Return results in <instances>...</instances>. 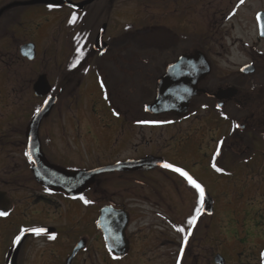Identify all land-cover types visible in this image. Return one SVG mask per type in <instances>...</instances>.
<instances>
[{"label": "flooded vegetation", "instance_id": "1", "mask_svg": "<svg viewBox=\"0 0 264 264\" xmlns=\"http://www.w3.org/2000/svg\"><path fill=\"white\" fill-rule=\"evenodd\" d=\"M258 15L264 16V0L242 5L239 0H0V71H11L7 66L14 63L13 56L6 57L14 47L19 53L14 57L28 61L20 52L23 44L34 43L37 57L43 43L73 45L71 52L60 46L48 57V63L55 60L54 68L59 67L64 85H76L75 93L62 100L65 86L57 90L50 82L58 100L39 129L48 162L70 171L113 169L97 174L81 195L43 186L27 157L26 132L46 98L32 109L27 105L30 119L21 128L0 132V212L8 213L0 216V264H177L183 237L192 227L188 220L197 207L202 211L204 199L201 206L197 190L179 173L162 167L160 159L187 171L213 200V212L201 214L180 264H217L216 256L224 255L207 242L215 217L226 241L236 237V264H264L254 239H238L231 215L219 211L231 203L224 184L233 185L234 193L249 187L264 193V19ZM102 29L108 49L100 55L93 44ZM152 35L161 46L152 53L158 58V76L155 94L147 101L148 74L154 71L146 67L145 43ZM197 52L204 54L210 69L187 111L147 113L145 107L156 98L169 66ZM92 84L90 111L107 147L94 142L84 155L81 119L73 112H90L83 92ZM60 100L69 111L59 108ZM234 123L242 127L234 130ZM147 127L158 129V139H144ZM14 136L23 138L20 144ZM131 136L138 139L127 152ZM219 141L224 142L221 154L214 157ZM82 156L89 160L83 162ZM147 157L158 158V165L123 168ZM214 160L224 173L212 168ZM31 228L47 232L21 233ZM17 235L22 240L14 244Z\"/></svg>", "mask_w": 264, "mask_h": 264}, {"label": "rangeland", "instance_id": "2", "mask_svg": "<svg viewBox=\"0 0 264 264\" xmlns=\"http://www.w3.org/2000/svg\"><path fill=\"white\" fill-rule=\"evenodd\" d=\"M196 27L194 26L193 29L202 33L203 31L202 28L199 26ZM187 32L188 31H186V34ZM153 36L154 35L150 36V39L147 38V42L145 43L146 44L145 51L148 53L146 67L152 69L156 76L158 73V58L153 57L152 53L158 51V49L156 48L157 46H161V44L158 43V41H156L155 38H152ZM61 44L56 45L53 43L52 44L43 43L41 45L40 48L41 50L37 59L32 62L21 59V56H19L20 59L17 60L14 57V53L16 55L17 54L19 55V53L17 52L18 48L16 49L14 47L13 49H10L8 53L12 52V54H9L8 57H6V59L8 61L10 60L9 58L13 56V58L11 57L12 59L11 61L12 63L13 62L14 63L12 65L9 64L7 66L8 68L11 67L10 68L11 71L9 72L0 71V132L5 129L8 132L10 128L13 129L15 126H20L24 121L26 122V120L30 119L29 117L31 110L30 111L27 110V105L32 109L33 107L39 105L40 102L42 101L41 99L35 97L32 89V84L34 83V81L37 80V77L40 74L47 73L50 82L55 86V88L57 90L61 88L63 89V86H65L64 80H62V77L59 74V67L54 68L55 60H51L48 63V57L52 56L53 54L50 51L53 52H55L56 50L58 51L59 50L58 47L60 48V46L66 48L67 53L69 51L71 52L73 45L68 44L66 47L65 44L62 45ZM18 46L20 47V44H18ZM47 49L49 50L47 56L45 57L44 52H46ZM57 61H61V59H59L58 57ZM45 64L46 65L48 64L47 67L48 69L46 68ZM154 73L151 74L150 71V75H151L150 77L154 76L153 75ZM155 78L152 77V81L150 80V82L146 84V87H149L152 90L149 92L146 91V94L144 93L145 98L150 97L149 101L152 99V97L155 94V90H156L154 88ZM148 79H150L149 76ZM75 87L76 85L74 83L66 85L63 89L64 93L65 92L66 93L62 94L61 97L62 100H66L65 95L68 92L74 94L75 90L73 89ZM83 94L87 98L85 102V106H87V108L85 110L90 111L91 110L90 105L93 103V99L95 98V89L93 87V84L91 88L84 91ZM128 95L129 94L126 91H123L124 98L125 97L128 98ZM137 98L138 96L134 97V99ZM60 107L61 109H63V111L69 109V108L66 109L62 106L61 100L59 103V108ZM73 113H75L76 116H79V118L81 119L82 132L84 134L83 136L84 146L82 147L83 154L85 155L88 153V151L86 150L91 149L94 142H96L101 149L107 147V145L105 146V140L103 138V135L97 129L98 123L94 119L93 113H91V111L89 113L74 111ZM13 123L15 124L11 127L10 125ZM20 128L21 126L19 127V129ZM143 135H144V139L146 140H152V139L156 140L158 139V129H151L150 127H147ZM21 139L23 138L19 136H14L13 138V140L15 142H18L19 144L22 141ZM136 139H138L137 136H131L130 142L128 144L127 152H131L130 149L134 147L133 143L137 141ZM10 157L13 160L15 159V161H20L21 159V156H19L16 152H11ZM88 160L89 158L83 157V162ZM0 161H1V156H0ZM62 163L65 164V162ZM209 187L212 188L211 183ZM252 188L253 187H249L245 189V191L241 189L239 191H235L234 193L233 185H230L229 183L224 184V191H227V194L230 196L229 201L231 203H227L226 205L221 206L222 211L221 210L219 211L221 213L224 210V212L226 211L229 215H231L233 223L234 225H236V228L238 230V236H237L238 239L244 238L243 240L250 239V241L254 239V243L259 245L260 248V251H258L259 260L264 261V259H262L261 257V253H264V193L258 194L256 192V188H254L255 191L249 190ZM113 191L114 193H118L117 188H114ZM212 192H213V188H212ZM243 192H245L244 197L242 199H238V196L241 197V195H243ZM59 224L52 223L50 225L52 226L57 225L59 227L60 226L62 227L61 225L62 223ZM210 226L211 227L209 232V239L207 240V242L210 243L212 246H216V247L218 246L217 248H221V250L223 249L222 252L224 253V255L222 257L227 261V264H236L237 263L236 253L239 251V248L236 247V243H237L235 241L236 237L230 238V240L226 241L224 237L220 235L217 229L218 227H217L216 217L215 219L211 218ZM169 235L170 234L168 233V236ZM171 237L174 240L179 239V237L177 238V236L174 235V233L173 235H171Z\"/></svg>", "mask_w": 264, "mask_h": 264}, {"label": "water", "instance_id": "3", "mask_svg": "<svg viewBox=\"0 0 264 264\" xmlns=\"http://www.w3.org/2000/svg\"><path fill=\"white\" fill-rule=\"evenodd\" d=\"M102 34L103 29L93 45V49L98 51L100 55L106 53L108 49V45L102 39ZM20 51L21 54L29 60H34L36 58L37 50L34 43L23 45ZM209 69V63L202 52H197L191 56L180 57L174 64L169 66L167 73L160 78L159 85L157 86L156 98L145 107L146 112L150 114H158V112L170 110L181 113L186 112L191 98L197 92L198 82L207 74ZM33 89L37 97H46L45 103L31 120L26 132L27 157L33 163L34 176L36 180L45 187L64 190L71 196L81 195L94 183L97 174L104 170L113 171V169L105 168L104 170L70 171L48 162L42 151L39 129L42 120L50 115L53 106L58 100V96L51 94L52 86L47 74H41L38 77L34 83ZM160 164H164L161 159ZM120 165L122 164H117V166ZM123 165L125 170L149 169L150 167L158 165V158L147 157L139 161L127 162ZM203 199L204 205L202 211L197 216L195 224L189 231L191 234L188 236V243L201 214L203 212H213V200L206 189ZM187 245H184V250ZM16 248L17 245L15 249ZM181 259L182 257L180 256L179 264ZM216 262L218 264H224L225 259L218 255L216 257Z\"/></svg>", "mask_w": 264, "mask_h": 264}, {"label": "snow or ice", "instance_id": "4", "mask_svg": "<svg viewBox=\"0 0 264 264\" xmlns=\"http://www.w3.org/2000/svg\"><path fill=\"white\" fill-rule=\"evenodd\" d=\"M245 2V0H239V3L242 5L243 3ZM49 7H53L52 5H50ZM76 19L75 16L72 17V19L70 20V23L71 22H74ZM258 19H264V16H261V15H258ZM73 67H75V64L73 65ZM243 71V69H242ZM101 88H104L105 85L103 84V82H101ZM107 95H105V99H107ZM219 107V105L217 106ZM37 111H39V109H37ZM115 115H119L118 112H114ZM227 118V117H225ZM146 123V122H144ZM242 126L239 124V123H234V130L235 129H239L241 128ZM223 141H219L218 144H217V148H216V151L214 153V157H218L220 154H221V148L223 146ZM30 155V154H29ZM162 167L166 168V169H171L177 173H179L182 177H184L187 182L194 188L197 190L198 194H199V201L198 203L202 206L203 205V197L205 195V189L202 187V185L200 183H198L195 179H193V177L191 175H189V173L179 167H174L173 165L171 164H168V163H164L162 165ZM212 168L218 172V173H224L225 170L221 167H219L216 163H215V160L214 162L212 163ZM81 200H83V202L85 204H88L90 203V201L86 200L84 197H80ZM201 211V208L200 207H197L195 212L196 214H194L189 220H188V224L189 225H194L196 220H197V214H199ZM8 213L7 212H0V216H7ZM177 231L178 232H185V229L183 227H178L177 228ZM28 232H31V233H34L35 235L39 236L41 235L42 233H46L47 230L45 228H31V229H21V233H28ZM191 233L189 232L187 235H184L183 237V245H187L188 243V236L190 235ZM49 239H56L55 235H49ZM22 240V236L21 235H17L13 241L14 244H19ZM183 251H184V247L182 246L181 249H180V254H181V257L183 255ZM261 257L262 259H264V253H261ZM177 264H179V258H178V261H177Z\"/></svg>", "mask_w": 264, "mask_h": 264}, {"label": "trees", "instance_id": "5", "mask_svg": "<svg viewBox=\"0 0 264 264\" xmlns=\"http://www.w3.org/2000/svg\"><path fill=\"white\" fill-rule=\"evenodd\" d=\"M153 75H154V76H152V77L155 78V77H156L155 74H153ZM148 76L150 77L151 75L148 74ZM155 86H156V82H154V88H155ZM146 91L149 92V91H152V90H151L149 87H147V88H146ZM148 96H149V95H148ZM149 99H150V97H147V98H146L147 101H149Z\"/></svg>", "mask_w": 264, "mask_h": 264}]
</instances>
